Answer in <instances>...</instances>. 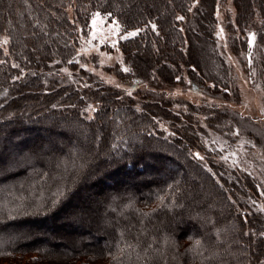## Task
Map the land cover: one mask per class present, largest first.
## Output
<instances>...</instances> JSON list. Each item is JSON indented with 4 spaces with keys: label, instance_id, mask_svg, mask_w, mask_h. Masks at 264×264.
<instances>
[{
    "label": "trees",
    "instance_id": "obj_1",
    "mask_svg": "<svg viewBox=\"0 0 264 264\" xmlns=\"http://www.w3.org/2000/svg\"><path fill=\"white\" fill-rule=\"evenodd\" d=\"M217 2L0 0V264H264L257 185L207 143L209 135L235 142L239 124L226 107L174 110L170 99L124 94L93 74L81 87L46 88L42 77L63 66L76 70L79 38L99 13L121 33L137 30L117 45L127 71L119 63L105 67L122 82L172 85L186 77L229 98L233 74L218 46ZM233 7L234 20L227 13L224 20L230 51L249 50L247 30L256 19L264 45V0H233ZM258 74L264 78V60ZM25 97L31 107L21 109ZM171 143L185 144L180 156ZM94 145L101 154L88 153ZM190 169L218 196L196 193L200 178L190 188ZM133 177H145L144 184L126 182ZM234 184L237 190L227 189ZM199 202L206 205L201 217L190 216ZM54 218L66 221L55 225ZM32 225H55L50 231L60 241L45 242L47 234L36 235Z\"/></svg>",
    "mask_w": 264,
    "mask_h": 264
},
{
    "label": "rangeland",
    "instance_id": "obj_2",
    "mask_svg": "<svg viewBox=\"0 0 264 264\" xmlns=\"http://www.w3.org/2000/svg\"><path fill=\"white\" fill-rule=\"evenodd\" d=\"M217 5L218 10L216 12V17L218 23L216 35L218 46L220 51L227 58L233 74L234 90L229 98H223L217 94L214 95L207 91L198 89L186 77H184V79L180 82L174 83L172 85L150 82V80L145 82L135 81L133 83L131 82L130 84L129 82H122L116 76V74L111 71H106L105 67L113 66L116 63H119L123 70L128 69L123 62V55L117 45L120 39H124L123 37L125 36L131 37L129 36V33H137V30L131 29L129 31L121 33L120 26L115 22V20L108 21L99 13H95L92 16L87 34L81 35L79 38L80 46L77 51L78 56L75 59V62L78 65L76 70L74 71L68 66H63L62 68L58 69L42 71L43 82L45 83L46 88H49L50 86H58L67 82L81 87L82 84H87L93 79L89 78V75L93 74L95 78H98L102 82H105L114 87H118L124 94H134V96L137 97L138 92L140 94V91L145 90L153 95L151 96V99H170L171 103H173L172 105L174 110H179L185 107L188 103L226 107L224 109L228 110V115L231 114V116L235 117L237 119V123L239 124V129H236V132L238 130L239 134L236 135L235 142L231 144L224 141V139L221 137H217L214 135L210 137L209 135L207 137L209 139H207V143H211V145L214 147L213 150H217V153L220 154V160L222 162L226 163L232 168H236L241 173H245L249 178H251V180L254 181L253 184L257 185L259 196L254 199V201H256H253V203L255 204L256 208L264 211V78L259 77L258 74V69L263 67L264 45L259 39L260 29L259 33H257V27L259 26V24L256 19L253 25L247 30L249 41L250 34L255 33L254 43L250 44L248 51L242 52L238 55L233 54L228 47V34L225 30L224 24L226 13L231 14V18L233 20L235 18L233 0H218ZM3 8H5V6ZM70 17L72 18L71 13ZM93 21H95V23H93ZM200 42L201 41L195 40L194 46H202ZM81 69H84V71L82 72ZM28 98L25 97L23 99L25 103L23 102V108L21 109H25V107H27L26 109H28L31 107V103L26 104ZM38 98V96H34L32 97V100L35 101V99L37 100ZM39 105L41 107H45V103H40ZM24 114H26V112ZM26 117L30 118L29 116ZM63 121L64 123L68 124V126H70V130H74L77 128V123H71L69 120ZM139 139L140 138L138 136H135V138H132L131 140L138 141ZM171 144L175 147V149H169L172 150L171 153L180 156L182 147H184L185 144ZM99 150L100 146L99 148H97L94 145L88 148V153L101 154ZM180 158L177 156L175 160L181 162ZM60 161V158L54 161L52 163L53 168H56ZM145 175H148L149 177L155 175L158 176L154 173H146ZM133 178H129V181L127 180L126 182H136V184H144L145 182V177ZM197 178H200L201 181H199V185H196L194 187L192 183L193 180ZM186 182L189 184L188 186L190 188L191 185L193 186V189L196 190V193L200 194L201 192L199 191L203 188L205 193L206 191H208L206 194H211L212 196L217 195H213V193L209 189V182L204 177H200V175H198L197 171L194 169L189 170V173L186 176ZM235 186L237 185L234 184L233 187L230 185L227 189L231 191L237 190L238 186L234 188ZM204 195L205 194L199 195L198 201L200 200V198H202L204 201ZM109 207L111 211V213L109 212V214L112 217L116 216L117 209L112 208V204H109ZM205 207L206 205H201V202H199L198 207L196 209H193V212L190 213V216L201 217V213L205 210ZM109 214L107 213L104 216L105 222L103 224L105 226H107L109 223H107L108 219H111V216ZM68 218L71 219L72 217L68 216ZM54 220L56 222L55 225L66 221L65 219L58 218H54ZM54 226L40 227L39 225H32L31 227H35V229L37 230L36 235H38L40 232H42L41 234L44 235L47 234V237L43 240L45 242L52 243L60 241L57 237H53L55 233L50 231V228ZM19 227L27 229L28 226L20 224ZM96 228L97 229H95V231L97 232L95 233H98L100 230H102V227L99 225H97ZM58 232L64 233V231L61 229L58 230ZM92 233L94 235V232Z\"/></svg>",
    "mask_w": 264,
    "mask_h": 264
},
{
    "label": "snow or ice",
    "instance_id": "obj_3",
    "mask_svg": "<svg viewBox=\"0 0 264 264\" xmlns=\"http://www.w3.org/2000/svg\"><path fill=\"white\" fill-rule=\"evenodd\" d=\"M97 15H99V14H97ZM108 15H111V13H109ZM178 19H183V17H178ZM93 23H95V21H93ZM153 27H155V25H153ZM137 33L136 32H132V33H129V36H135ZM124 39H127L128 37L127 36H125V37H123ZM254 41H255V33H252V34H250V43H254ZM4 43L6 44L7 43V40H5L4 41ZM113 46H115V45H113ZM125 71H127V69H124ZM236 135H238L239 133H238V130H237V132L235 133ZM198 155V154H197ZM63 193H62V191H58V193H57V195H62ZM57 201H55V200H53L52 201V203H53V205H55V203H56ZM195 244H196V246H200V244H201V242L199 241V240H197L196 242H195ZM190 250H194V249H190Z\"/></svg>",
    "mask_w": 264,
    "mask_h": 264
}]
</instances>
